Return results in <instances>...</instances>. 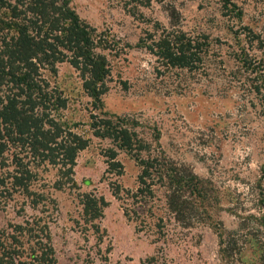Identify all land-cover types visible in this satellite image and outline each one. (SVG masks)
Masks as SVG:
<instances>
[{"label": "rangeland", "instance_id": "obj_1", "mask_svg": "<svg viewBox=\"0 0 264 264\" xmlns=\"http://www.w3.org/2000/svg\"><path fill=\"white\" fill-rule=\"evenodd\" d=\"M231 1L226 7L221 0H72L76 13L115 48L105 51L110 89L99 108L70 63H59L56 74L44 71L67 98L53 115L91 139L78 154L73 183L56 188L59 167L37 168L34 188L56 201L50 226L59 264H264V103L251 86L255 73L239 57L245 51L250 59H264V0ZM157 22L207 37L202 68H167L142 47L141 37L155 32ZM103 113L126 117L153 154L209 181L211 219L184 227L159 185L153 199L131 198L127 191H136L140 169L119 150L123 174L108 171L103 151L114 146L91 129L92 115ZM112 183L121 186V199ZM85 193L107 200L101 219L85 214ZM24 199L19 193L0 197V229L27 214H44ZM234 231L243 247L235 262L222 251V235Z\"/></svg>", "mask_w": 264, "mask_h": 264}, {"label": "trees", "instance_id": "obj_2", "mask_svg": "<svg viewBox=\"0 0 264 264\" xmlns=\"http://www.w3.org/2000/svg\"><path fill=\"white\" fill-rule=\"evenodd\" d=\"M221 1L226 7L232 4L231 0ZM170 15L178 19L175 12ZM112 44L106 34L76 13L72 0H0V197L19 193L26 198L23 204L44 213L27 214L21 223L0 229V264H59L50 226V210L56 201L34 188L39 180L37 168L45 164L59 167L56 188L73 183L78 154L89 147L91 139L53 115L67 106V98L51 87L44 71L56 74L59 63H70L99 108L110 89L111 68L105 51L113 50ZM140 44L167 68L195 70L202 68L210 42L207 37L189 34L178 23L168 28L157 22L155 32L145 31ZM239 57L255 73L251 86L264 103V59H250L245 51ZM92 119L93 135L110 139L114 146L103 151L108 171L123 174L119 150L139 166V185L136 191H127L131 198L153 199L154 187L159 185L166 189L169 211L184 227L211 219L206 204L213 190L209 181L166 155L153 154L126 117L103 113L93 114ZM112 184L113 194L121 199V186ZM82 204L94 221L103 217L108 202L104 196L85 193ZM144 222L142 219V227ZM235 232L222 235L224 256L234 262L243 248Z\"/></svg>", "mask_w": 264, "mask_h": 264}]
</instances>
